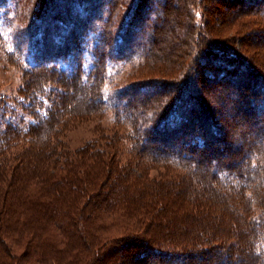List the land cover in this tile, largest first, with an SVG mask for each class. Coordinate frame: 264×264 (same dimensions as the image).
<instances>
[{
    "label": "trees",
    "instance_id": "trees-1",
    "mask_svg": "<svg viewBox=\"0 0 264 264\" xmlns=\"http://www.w3.org/2000/svg\"><path fill=\"white\" fill-rule=\"evenodd\" d=\"M65 1L0 0V264H264V0Z\"/></svg>",
    "mask_w": 264,
    "mask_h": 264
},
{
    "label": "rangeland",
    "instance_id": "rangeland-1",
    "mask_svg": "<svg viewBox=\"0 0 264 264\" xmlns=\"http://www.w3.org/2000/svg\"><path fill=\"white\" fill-rule=\"evenodd\" d=\"M31 4V8L34 10H41V9H46L48 6L49 0H29ZM65 4V0H62ZM71 1V0H70ZM71 4V3H70ZM237 5H234L233 7H224V9L229 8L228 11L231 9L235 10ZM71 7V5H70ZM25 8H20L18 10L17 16L15 15L16 18L11 21L12 26L15 27L18 30L26 28V26L34 21V15H28L29 13L23 12ZM63 13V12H61ZM68 13V12H67ZM64 14V13H63ZM28 29V28H26ZM10 29L8 27L0 29V94L3 95H9L13 96L15 93H18V90L20 89L21 85L24 83V71H23V65L17 61L16 59L10 58L9 55L10 53L13 52V36L11 35V32H9ZM58 28L56 27V30L53 29V26L51 28V34L50 36L53 37V34L57 35L59 32ZM239 45V44H238ZM11 49V50H10ZM13 57H17V54H13ZM222 61L226 64L233 65L235 64V57L229 53L223 54ZM142 71H139V74H141ZM138 74V75H139ZM148 74V72L146 73ZM148 75L145 76L147 78ZM149 76H154L151 73ZM156 88V87H155ZM154 87H147V90H150L152 92L155 91ZM146 89H141L140 95L142 96L143 93L144 95L146 94ZM48 91L46 92V94ZM148 94V93H147ZM146 94V95H147ZM148 115L152 118L151 112L148 113ZM111 114L106 113L104 117H99V118H94L93 120H87V121H78L74 125H72L65 134V139L69 143L71 149H77L81 147L88 139H91L94 134H95V129H97L98 124H102L103 126H108L112 124L111 122ZM150 127V126H149ZM131 141L124 140L123 144H121V155L123 158L124 162H128L129 159H131L132 154H131ZM120 155V156H121ZM150 175L152 177H157L159 176L161 170L152 168L149 170ZM115 218H117L115 216ZM116 219L109 217L107 218V223H112ZM113 225V223H112ZM111 225V226H112ZM110 226V227H111ZM117 229V227H115ZM115 228L110 229L112 233L116 230ZM110 231V232H111ZM115 236H119L121 234L120 231H116Z\"/></svg>",
    "mask_w": 264,
    "mask_h": 264
}]
</instances>
